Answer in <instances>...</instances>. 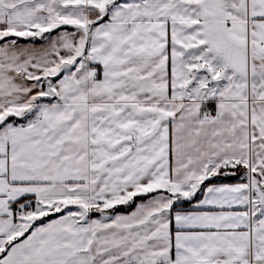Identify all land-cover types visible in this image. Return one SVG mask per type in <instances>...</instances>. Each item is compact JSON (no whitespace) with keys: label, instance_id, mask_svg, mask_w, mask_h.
<instances>
[{"label":"snow or ice","instance_id":"snow-or-ice-1","mask_svg":"<svg viewBox=\"0 0 264 264\" xmlns=\"http://www.w3.org/2000/svg\"><path fill=\"white\" fill-rule=\"evenodd\" d=\"M0 264H264V0H0Z\"/></svg>","mask_w":264,"mask_h":264}]
</instances>
